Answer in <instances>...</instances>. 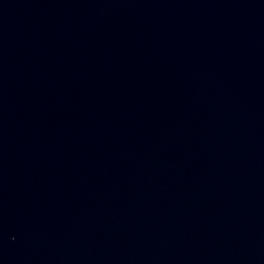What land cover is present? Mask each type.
<instances>
[{"label":"water","instance_id":"95a60500","mask_svg":"<svg viewBox=\"0 0 264 264\" xmlns=\"http://www.w3.org/2000/svg\"><path fill=\"white\" fill-rule=\"evenodd\" d=\"M0 264H264V0H0Z\"/></svg>","mask_w":264,"mask_h":264}]
</instances>
